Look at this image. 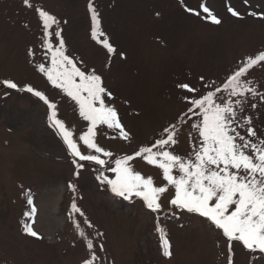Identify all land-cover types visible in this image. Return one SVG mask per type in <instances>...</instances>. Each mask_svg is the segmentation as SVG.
<instances>
[{"label": "rangeland", "instance_id": "rangeland-1", "mask_svg": "<svg viewBox=\"0 0 264 264\" xmlns=\"http://www.w3.org/2000/svg\"><path fill=\"white\" fill-rule=\"evenodd\" d=\"M30 2L32 8L23 0H0V81L10 79L19 86L10 89L0 83V264H83L93 252V264H227L221 232L197 214L170 207V195L162 198L161 210L172 215L155 216L141 200H123L101 184L96 179L100 166L93 162L80 161L84 167L79 177L74 175L72 161L78 158L70 155L48 120V106L25 90L31 85L55 102L58 118L75 136L86 131L88 122L80 118L75 102L36 70L46 56L35 9L42 7L61 20L71 54L102 74L113 93L121 122L133 138L128 143L106 126L98 130L97 143L115 158L131 155L176 122L188 107L181 99L187 93L178 84L201 88V76L219 82L244 57L264 51V0H92L101 29L123 57H109L92 39L89 0ZM182 3L201 13L204 3L222 23L212 24L203 13L192 15ZM229 6L243 18L233 17ZM30 48L33 57L28 56ZM251 78L264 92V69H254ZM254 102L257 108L247 114L253 116L258 133L264 132V102ZM188 130L187 125L181 129L175 149L179 154L190 150ZM131 163L157 185L164 183L159 169L140 158ZM29 196L37 210L33 227L43 239L23 231ZM73 202L83 216L72 210ZM159 216L166 219L157 220ZM75 223L93 241L92 251ZM160 226L171 242V257L162 255ZM260 256L233 243L234 264H264Z\"/></svg>", "mask_w": 264, "mask_h": 264}, {"label": "snow or ice", "instance_id": "snow-or-ice-1", "mask_svg": "<svg viewBox=\"0 0 264 264\" xmlns=\"http://www.w3.org/2000/svg\"><path fill=\"white\" fill-rule=\"evenodd\" d=\"M23 2L27 7H33L30 0ZM182 6L184 11L197 17L206 14L203 18L210 19L212 24L222 23L204 3L199 6L202 13L183 3ZM87 9L92 39L107 50L109 57H123L124 54L117 53L101 29L100 13L92 0H89ZM227 10L233 17L243 18L231 6ZM35 11L41 26L40 47L46 56L45 62L36 65V70L52 87L75 102L80 118L88 122L86 131L75 136L74 130L58 118L55 102L31 85H25V90L48 106V120L60 133L70 155L78 158L72 161L77 169L74 175L79 177V170L84 167L80 161L93 162L100 166L96 179L109 186L116 197L126 201L137 198L155 213L162 209V198L170 195V207L197 214L221 232L228 247L227 264H234L233 243L242 245L251 253L261 254L260 259L264 261V132L258 133L253 116L247 114L249 108H257L254 101L259 99L264 102V92L258 90L257 82L251 78L254 69H264V51L244 57L219 82L205 81L201 76V88L188 83L178 84L177 88L187 93L181 99L188 107L176 122L164 127L158 137L140 145L131 155L113 158L112 151L97 143L98 130L102 131V126L116 132L118 138L128 143L133 139L121 122L113 103V93L105 85L102 74L97 73L95 68H88L71 54L63 36L61 20L42 7ZM249 15L258 14L251 12ZM66 23L63 21V24ZM34 55L30 48L28 56ZM0 83L10 89L19 87L10 79ZM184 125L189 129L190 150L179 154L175 149L180 143L179 135ZM137 158L159 169L164 183L157 185L152 176L146 177L135 170L131 162ZM68 186L76 191L75 184L70 182ZM27 204L31 209L24 214L29 219L22 223L23 231L31 237L43 239L33 227L37 210L31 196ZM71 208L75 213L84 215L75 202ZM75 228L80 237L87 239L79 223H75ZM157 231L162 255L171 257L172 245L166 230L158 227ZM94 247L93 241L87 239V248L92 251ZM95 260L93 252L91 259H86L83 264H93Z\"/></svg>", "mask_w": 264, "mask_h": 264}]
</instances>
